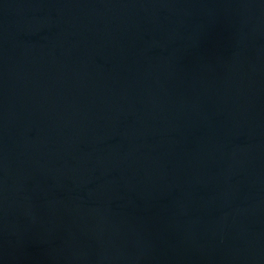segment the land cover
<instances>
[{"label": "water", "instance_id": "95a60500", "mask_svg": "<svg viewBox=\"0 0 264 264\" xmlns=\"http://www.w3.org/2000/svg\"><path fill=\"white\" fill-rule=\"evenodd\" d=\"M0 264H264V0H0Z\"/></svg>", "mask_w": 264, "mask_h": 264}]
</instances>
